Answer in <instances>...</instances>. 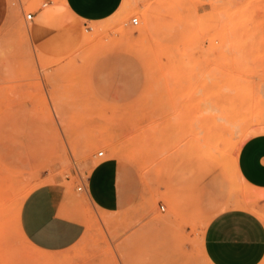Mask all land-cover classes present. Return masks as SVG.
<instances>
[{
    "label": "rangeland",
    "instance_id": "1",
    "mask_svg": "<svg viewBox=\"0 0 264 264\" xmlns=\"http://www.w3.org/2000/svg\"><path fill=\"white\" fill-rule=\"evenodd\" d=\"M60 4L0 0V264H212L202 250L212 205L230 199L226 209L264 218V196L232 166L241 139L264 124V0H123L101 22ZM145 8L154 24L141 34ZM112 50L140 62L134 99L92 86ZM201 148L223 167L198 175ZM103 161L111 166L99 172ZM52 190L63 191L58 212L82 226L62 249L38 244L24 221L26 204Z\"/></svg>",
    "mask_w": 264,
    "mask_h": 264
},
{
    "label": "crops",
    "instance_id": "2",
    "mask_svg": "<svg viewBox=\"0 0 264 264\" xmlns=\"http://www.w3.org/2000/svg\"><path fill=\"white\" fill-rule=\"evenodd\" d=\"M122 2L61 0L60 5L73 17L99 22L110 18ZM91 74L95 91L100 97L111 101L125 102L136 98L143 83L140 62L136 56L124 50H112L102 55L94 64ZM237 153L236 167L242 177H239L240 180L259 189L264 196V134L247 139ZM196 156L200 170L198 175L223 167L216 159L202 152H196ZM110 166L111 162L103 161L95 168L100 172L108 170ZM82 186L81 191L85 190V186ZM167 193L170 204L178 210V196L174 190ZM89 196L92 201L96 200L90 193ZM62 198L63 191L52 190L51 193L37 194L25 206V225L30 230V236L42 246L62 249L80 237L81 224L58 212L57 203ZM229 201L227 199L222 204L212 205L214 215L203 233L204 253L212 264H260L264 259V218L248 209H226ZM259 208L264 210V198L259 200ZM207 212L196 209L195 218H208Z\"/></svg>",
    "mask_w": 264,
    "mask_h": 264
},
{
    "label": "bare ground",
    "instance_id": "3",
    "mask_svg": "<svg viewBox=\"0 0 264 264\" xmlns=\"http://www.w3.org/2000/svg\"><path fill=\"white\" fill-rule=\"evenodd\" d=\"M118 11V10H117ZM116 11V12H117ZM141 15H142V27L141 28H139V29H141L142 31H140V33L141 34H143V33H145V34H147V33H149L150 32V30H151V28H152V26H153V24H154V13H153V10L151 9V8H145L144 10H143V12L141 13ZM99 22H101V21H99ZM105 29V26L104 25H98V26H95V27H93V32H92V35L94 36V38L96 37V36H98V35H100L102 32H104L103 30ZM143 32V33H142ZM141 34H139V35H141ZM91 35V34H90ZM128 35V34H127ZM151 35V34H150ZM124 36V35H123ZM90 37V36H89ZM89 37H88V39H89ZM140 37H143V40H145L144 39V36H140ZM91 38V37H90ZM131 38H132V36H131ZM130 38V35L126 38V39H128L127 41L129 42V40L131 39ZM146 38H148L147 36H146ZM136 39V38H135ZM134 39V40H135ZM123 40H124V38H123ZM139 40V39H138ZM142 40V39H141ZM190 40V39H189ZM120 41V40H119ZM132 41V40H131ZM131 41L129 42V43H131ZM136 41V40H135ZM155 41H156V39H155ZM114 42V41H113ZM123 42V41H122ZM146 42V41H145ZM134 43V42H133ZM137 43H139V42H137ZM136 42H135V44H132L134 47H135V45L137 44ZM144 43V42H143ZM108 44V43H107ZM110 44V43H109ZM149 44V43H148ZM120 45H121V42H120ZM126 45V44H125ZM138 45V44H137ZM145 45H147V42H146V44ZM124 47V49L126 48L127 49V47L126 46H123ZM149 47H150V44H149ZM149 47H148V49H149ZM121 48H122V45H121ZM136 48V47H135ZM130 51H132L133 52V50H130ZM153 51V50H152ZM143 52H145V50L143 51ZM137 53V52H136ZM154 53H156L155 52V50H154ZM143 56L145 55V54H142ZM154 55V54H153ZM138 56V55H137ZM141 56V55H140ZM150 56H152V54L150 55ZM139 57V56H138ZM142 57V56H141ZM155 57H156V54H155ZM141 59V58H140ZM150 59V58H149ZM157 59V58H156ZM142 60V59H141ZM144 60V59H143ZM145 61V60H144ZM149 62V61H148ZM152 62V61H151ZM256 128H258V127H256ZM256 128H255V130H254V128L253 129H251V131H253V132H251V133H249V134H247L246 133V135L244 136V138L243 139H241V142H240V144H239V146L237 147V151L236 152H238V150L240 149V147H241V145L247 140V139H249L250 137H252V136H255V135H261V134H264V124H262V126L260 127V128H258L257 130H256ZM206 129V128H205ZM206 135V134H205ZM101 140L102 141H107V140H111L109 137H102L101 138ZM95 141V140H94ZM96 142H98V141H96ZM204 145V144H203ZM206 146V145H205ZM201 147H203V146H201ZM214 148L212 147V150H213ZM112 150H113V152H114V154L115 155H117L118 156V149H117V147H113L112 148ZM206 150L207 149H200L199 151H203L202 153H207V152H209V151H207L206 152ZM212 150H211V152H212ZM210 152V153H211ZM217 152V151H216ZM235 152V153H236ZM127 154V153H126ZM238 154V153H237ZM124 155V154H123ZM213 155H215L216 156V154H213ZM127 155H125V157H126ZM129 156V155H128ZM236 156L237 155H235V157H234V159L232 160V166H233V168H234V170H235V172H236V174H237V176L238 177H241V175L239 174V172H238V169H237V167H236ZM134 164V163H133ZM142 173V172H141ZM242 178V177H241ZM8 180V179H7ZM243 180V179H242ZM9 181V180H8ZM244 181V180H243ZM245 184L247 185V186H249L246 182H245ZM250 187V186H249ZM35 188V187H34ZM251 189H249V190H254V191H257L258 193H260L261 191L259 190V189H257V188H253V187H250ZM3 191V190H2ZM29 192H30V190H29ZM28 192V193H29ZM28 193H27V195H28ZM251 193V192H250ZM261 194V193H260ZM253 195V194H252ZM262 195V194H261ZM9 200V199H8ZM4 203H5V201H4ZM2 207V206H1ZM1 216V215H0ZM108 216V215H107ZM3 217V216H2ZM105 217V216H104ZM112 217V216H111ZM2 219V218H1ZM0 219V220H1ZM111 220V219H110ZM112 221V220H111ZM108 223V222H107ZM25 240V239H24ZM203 250V249H202ZM203 255V254H202ZM204 256V255H203ZM50 260V259H49ZM53 262V261H52ZM51 262V263H52ZM54 263V262H53ZM52 263V264H53Z\"/></svg>",
    "mask_w": 264,
    "mask_h": 264
},
{
    "label": "built area",
    "instance_id": "4",
    "mask_svg": "<svg viewBox=\"0 0 264 264\" xmlns=\"http://www.w3.org/2000/svg\"><path fill=\"white\" fill-rule=\"evenodd\" d=\"M33 17H34V13H32V12H28V13H26V15H25V18H26L27 20H31ZM132 23H133L134 25H136V24H138V20H137L136 18H133V19H132ZM97 155H98V156H102V155H103V151H99V152L97 153ZM82 188H83V186L80 185V186L77 187V190L81 191ZM161 209L164 210V206H163V205H161Z\"/></svg>",
    "mask_w": 264,
    "mask_h": 264
},
{
    "label": "snow or ice",
    "instance_id": "5",
    "mask_svg": "<svg viewBox=\"0 0 264 264\" xmlns=\"http://www.w3.org/2000/svg\"><path fill=\"white\" fill-rule=\"evenodd\" d=\"M58 222V221H57Z\"/></svg>",
    "mask_w": 264,
    "mask_h": 264
}]
</instances>
